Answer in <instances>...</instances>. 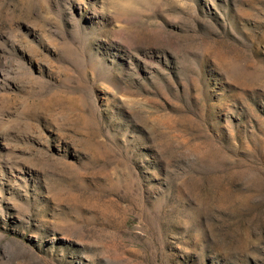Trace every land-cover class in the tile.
<instances>
[{"label": "rangeland", "instance_id": "1", "mask_svg": "<svg viewBox=\"0 0 264 264\" xmlns=\"http://www.w3.org/2000/svg\"><path fill=\"white\" fill-rule=\"evenodd\" d=\"M0 264H264V0H0Z\"/></svg>", "mask_w": 264, "mask_h": 264}]
</instances>
